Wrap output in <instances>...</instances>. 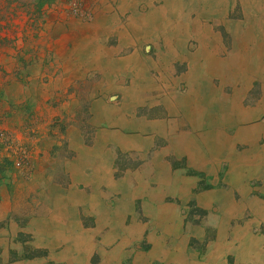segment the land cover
<instances>
[{"label":"crops","instance_id":"1","mask_svg":"<svg viewBox=\"0 0 264 264\" xmlns=\"http://www.w3.org/2000/svg\"><path fill=\"white\" fill-rule=\"evenodd\" d=\"M94 1L90 21L64 16L46 24L44 55L54 71L38 98L45 104L56 96L52 113L66 126L30 156L26 178L34 188L22 199L30 209L24 233L41 240L46 264H91L95 253V264H226L195 253L192 245L207 240L201 222L179 217L191 206L214 222L206 230L215 232L212 244L224 240L235 219L252 216L231 228L243 231V256L234 262L264 264L262 245L248 237L264 221L263 103L243 110L239 94L224 96V86L208 83L202 72L198 85L180 86L176 49L141 47L146 39L184 36L187 9L197 4L207 12L209 0H119L116 8ZM141 1L146 16L134 13ZM17 177L4 183L11 187ZM11 207L0 187V221ZM128 231L133 236L116 242L117 232ZM100 232L116 236L106 243Z\"/></svg>","mask_w":264,"mask_h":264},{"label":"rangeland","instance_id":"2","mask_svg":"<svg viewBox=\"0 0 264 264\" xmlns=\"http://www.w3.org/2000/svg\"><path fill=\"white\" fill-rule=\"evenodd\" d=\"M118 1L103 0L104 3L111 4L113 8H116ZM248 2L246 0H209L207 12H204V6L194 4L192 8L187 9V12H191L188 15V21L182 24L184 36L169 39L163 36L146 39L141 47L170 46L172 49H176L178 60L176 65L174 64V68L177 78H182L180 86L188 80L197 85L203 71L202 77L208 80V83L219 87L224 86L220 87L224 90V96L230 97L233 94H239L240 106L243 110L260 106L261 103L264 106V74L252 71L259 70L261 66H264V47L258 57V63H260L252 64L250 73H248L249 68L245 64L237 65L233 61L235 54L243 58L246 53L250 52L249 49L241 47L240 43L243 40L238 36H241L251 26L257 25L253 23L260 18L257 9L248 7ZM259 2L263 6L262 12H264V0H254V3L259 4ZM90 3L94 9L96 2L92 0ZM143 4L144 2H139L134 13L146 16L149 7H145ZM217 6H219L217 13L208 14L211 7ZM64 16L90 21L93 18V11L90 10L88 16L80 18L67 14L61 0H0V187L8 191L11 196V205L13 204L8 215L1 218L0 221V243L2 244H0V264H46L44 261L49 257L46 249L40 247L41 240L38 236L24 233L30 209L24 206L22 199L29 190L34 188V185L29 184L26 178L30 173V156L36 157L34 149L49 140L47 137L51 132L56 133L66 126V124L58 123L56 119L59 121V116H54L52 113L59 107V103L56 101L57 97L53 96L51 101L45 104L40 101L41 97L38 98L41 94L43 96L44 91L47 90L48 86H44L48 84L46 76L51 75L54 71V66L52 68L50 66L53 60L44 55L45 47L50 42L47 41L46 34L50 30L46 24L48 25L50 20L57 22ZM257 29L259 30V28ZM233 67L239 69L235 79L230 76ZM222 68H225L223 75L220 73ZM199 72L200 74H198ZM43 73L44 78H42ZM180 86L178 87L179 91L184 93L185 87L182 89ZM9 97H15V103L9 104ZM25 97H29V99L34 97L35 101L31 104L25 103L23 101ZM38 157H41V154H38ZM14 172L19 176L16 178L19 181L12 182L10 187L4 182L11 181ZM181 212L180 219L184 222L192 219L193 223L201 222L197 226H201L206 232L207 244L205 243L201 248L196 243L192 245L199 257L209 254L218 257L219 263L220 260L226 259V264H259L257 262H234L243 256L241 253L243 250H240L243 242L239 238L243 231L238 230L236 234L231 232V228L236 224L240 227L246 223L250 224L254 221L252 216L243 214L235 219L226 230L224 240L218 244H212L215 242V232L206 230L213 228L207 223L214 226V222L207 221L206 218L203 219L198 211L191 206L181 209ZM262 222L264 223L263 220ZM263 223L257 225L259 227L254 228L252 232H248V237L253 236L252 241L258 239L259 244L262 245L263 256L260 261H264ZM9 225L16 227V230L13 228L12 234L8 231L11 227ZM156 232L159 237L160 232ZM14 234H16L15 238H13ZM100 234L106 235L104 240L106 243L111 242L116 236L114 232H100ZM128 234L132 235L133 233L130 231L117 232L116 242L125 240ZM100 238L97 236L96 241H99ZM135 245L137 243L134 244V247ZM138 246L140 247L139 251H144L146 243L142 242ZM118 248H121L120 244ZM113 254L114 257H117V253L113 252ZM55 255L56 253H53V256ZM94 255L91 264H95V261L99 260V256L96 253Z\"/></svg>","mask_w":264,"mask_h":264},{"label":"bare ground","instance_id":"3","mask_svg":"<svg viewBox=\"0 0 264 264\" xmlns=\"http://www.w3.org/2000/svg\"><path fill=\"white\" fill-rule=\"evenodd\" d=\"M246 1H249L248 2V7H252V8H255V9H257V12L260 14V18L257 20V22H254L253 24H257V25H254V26H251L247 31H244V33L243 34H241V36H238L239 37V39H241V40H243V42L242 43H240V45H241V47H243V48H247V49H249L250 50V52L249 53H246V56L245 57H241V56H239L238 54H235L234 56H233V61L235 62V63H237V65H243V64H245L246 65V67H248L249 69H248V73H250V71H251V66H252V64H259L258 63V57H259V54L261 53V51H262V49H263V47H264V12H262V5L260 4V2H259V4H257V3H254V0H246ZM260 1V0H259ZM219 6H217V7H211V9L210 10H208V14H215V13H217L218 12V10H217V8H218ZM257 28H259V30L257 29ZM165 30V29H164ZM199 45V44H198ZM176 55V54H175ZM209 55V54H208ZM212 56V55H211ZM264 57V56H263ZM207 59V58H206ZM260 59V58H259ZM216 61V60H215ZM260 61V60H259ZM106 63V62H105ZM104 63V64H105ZM168 63V62H167ZM203 63H204V61H203ZM212 63H214V62H212ZM217 63V62H216ZM205 64V63H204ZM221 64V63H220ZM231 65H232V63H230ZM217 65V64H216ZM222 65V64H221ZM209 66V65H208ZM258 66V65H257ZM121 67V66H120ZM235 67V66H234ZM233 67V68H234ZM216 68V67H215ZM230 68V67H229ZM258 68V67H257ZM202 69H203V67H202ZM212 69V68H211ZM207 70V69H206ZM213 70V69H212ZM237 70H239V69H237ZM241 70H242V68H241ZM161 71H163V70H161ZM193 71V70H192ZM208 71V70H207ZM215 71V70H214ZM229 71H230V69H229ZM253 72H255V73H263L264 74V66H261L260 68H259V70H252ZM189 72V71H188ZM203 72V71H202ZM223 71H221L220 73H222ZM190 74H191V72H189ZM193 73V72H192ZM215 73V72H214ZM228 73V72H227ZM231 74H230V76L233 78V79H235V77H237V75H236V73H237V71L235 70V72H233L232 73V71L230 72ZM240 73H241V71H240ZM248 73H247V75H248ZM198 74H200V72L198 73ZM213 74V73H212ZM224 74V73H223ZM201 75V74H200ZM206 75V74H205ZM262 75V74H261ZM193 77H195L194 75H193ZM228 77V76H227ZM245 77V76H244ZM257 77V76H256ZM261 77H263V76H261ZM197 78V77H196ZM209 78V77H208ZM211 78V77H210ZM221 78V77H220ZM188 79V78H187ZM202 79V78H201ZM264 79V78H263ZM248 80V79H247ZM190 81V80H189ZM208 81V80H207ZM244 81V80H243ZM249 81V80H248ZM202 82V81H201ZM230 82V81H229ZM264 82V81H263ZM222 83V82H221ZM189 84V83H188ZM220 84V83H219ZM234 84V83H233ZM195 85V84H194ZM198 85V84H197ZM230 85V84H229ZM244 86V85H243ZM151 87H153V86H151ZM199 87V86H198ZM201 87V86H200ZM248 87V86H247ZM190 88V87H189ZM210 88V87H209ZM213 88V87H212ZM193 89V88H192ZM218 89H219V87H218ZM235 89V88H234ZM213 90V89H212ZM243 90V89H242ZM215 91V90H214ZM193 92H194V90H193ZM243 92V91H242ZM140 93H141V91H140ZM210 93V92H209ZM208 93V94H209ZM217 93H218V91H217ZM191 95V94H190ZM189 95V96H190ZM193 95V94H192ZM242 95V94H241ZM215 96H216V94H215ZM240 96V95H239ZM135 97V96H134ZM193 97V96H192ZM209 97V96H208ZM214 97V96H213ZM232 97V96H231ZM212 98V97H211ZM135 99V98H134ZM192 99V98H191ZM210 98H208V100H209ZM214 99V98H213ZM207 100V101H208ZM238 101V100H237ZM235 105V104H234ZM237 105V104H236ZM235 105V106H236ZM234 108V107H233ZM237 108V107H236ZM239 111V110H238ZM243 111V110H242ZM255 112H256V109H255ZM261 113V112H260ZM118 114V113H117ZM121 115V114H120ZM233 116V115H232ZM106 117H107V115H106ZM119 117V116H118ZM116 120V119H115ZM125 121H126V119H125ZM142 125V124H141ZM111 126V125H110ZM111 128V127H110ZM108 138L109 137H111V136H107ZM115 137V136H114ZM105 139V138H104ZM127 143V142H126ZM138 143V142H137ZM133 144V143H132ZM131 144V145H132ZM125 145V144H124ZM138 145V144H137ZM132 148V147H131ZM130 149V148H129ZM95 184V183H94ZM122 186V185H121ZM136 189V188H135ZM134 189V190H135ZM120 228V227H119ZM121 231V230H120ZM80 235V234H79Z\"/></svg>","mask_w":264,"mask_h":264},{"label":"built area","instance_id":"4","mask_svg":"<svg viewBox=\"0 0 264 264\" xmlns=\"http://www.w3.org/2000/svg\"><path fill=\"white\" fill-rule=\"evenodd\" d=\"M92 0H61L65 12L72 16L86 17L90 13L89 3ZM91 4V3H90Z\"/></svg>","mask_w":264,"mask_h":264}]
</instances>
